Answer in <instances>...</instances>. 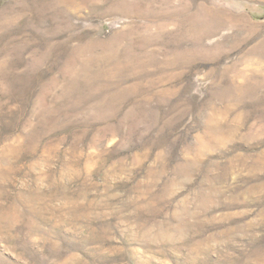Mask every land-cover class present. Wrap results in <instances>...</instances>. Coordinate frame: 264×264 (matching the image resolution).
<instances>
[{
    "label": "rangeland",
    "instance_id": "374dc122",
    "mask_svg": "<svg viewBox=\"0 0 264 264\" xmlns=\"http://www.w3.org/2000/svg\"><path fill=\"white\" fill-rule=\"evenodd\" d=\"M0 264H264V0H0Z\"/></svg>",
    "mask_w": 264,
    "mask_h": 264
}]
</instances>
